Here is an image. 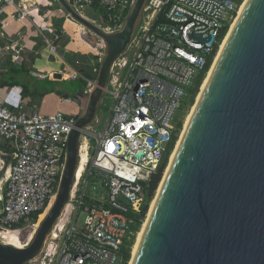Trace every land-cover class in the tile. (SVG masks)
<instances>
[{"label": "built area", "instance_id": "built-area-1", "mask_svg": "<svg viewBox=\"0 0 264 264\" xmlns=\"http://www.w3.org/2000/svg\"><path fill=\"white\" fill-rule=\"evenodd\" d=\"M67 1L106 34L122 29L135 2ZM242 2L146 1L144 19L110 69L100 103L104 98L112 105L102 133L96 136L94 153L91 157L89 146L86 170L78 182L73 181L75 192L70 190L67 204L48 233L50 243L46 242L47 235L37 255L26 264H121V248L133 235L134 216L140 215L145 205L149 182L177 138L179 119L175 121V117L185 109L182 99L190 95L199 75L204 73L205 77L208 59L213 55L211 66L223 41H219L220 33L228 30ZM5 6H12L13 12L9 20H0V38H6L4 30L10 23L28 19L42 5L34 0H0V8ZM87 11L96 19L88 17ZM42 23L45 25V21ZM48 32L58 33L52 27ZM14 36L18 41L12 48V62L18 60L24 47V36L20 32ZM96 38V48L101 52L93 73L98 77L105 43ZM10 49L0 48V67L1 52ZM50 51H55L53 44ZM83 79L87 83L84 93L89 97L97 78ZM79 117L78 113L60 111L42 115L25 97L11 107L0 100L1 165L9 158L0 198L1 231H19L22 226L35 231L40 214L56 197L69 138ZM90 176L100 182V197L93 194Z\"/></svg>", "mask_w": 264, "mask_h": 264}, {"label": "water", "instance_id": "water-1", "mask_svg": "<svg viewBox=\"0 0 264 264\" xmlns=\"http://www.w3.org/2000/svg\"><path fill=\"white\" fill-rule=\"evenodd\" d=\"M146 1L135 0L122 29L106 34L67 0H57L71 19L104 41L105 55L70 135L51 208L30 244L0 242V264H26L36 256L61 215L75 180L81 135L95 119L110 69L129 46ZM157 190L130 264H264V0H246Z\"/></svg>", "mask_w": 264, "mask_h": 264}, {"label": "crops", "instance_id": "crops-1", "mask_svg": "<svg viewBox=\"0 0 264 264\" xmlns=\"http://www.w3.org/2000/svg\"><path fill=\"white\" fill-rule=\"evenodd\" d=\"M34 1L40 3L41 8L22 22L10 23L4 30L6 38H0L1 49L11 47L10 50L4 53L1 52L0 74L8 71L12 66L23 64L32 78L28 80V85L31 88L30 93L33 92L34 87L39 88L40 86L33 85L34 80H39L41 85L42 81L45 80L54 81L58 85L63 83V80H67L70 74H77L83 79L84 77L79 73V70H84V67L81 68L80 66L86 65L90 54L98 55V53L94 52L88 44L78 42V39L74 36L76 32L79 33L80 24L70 19L71 17L58 2L50 0ZM11 12H13L12 6L1 7L0 20H9L8 15ZM43 21H45V25H43ZM50 27L56 29L58 33L56 35L49 34L48 28ZM17 32L24 36V41L21 43L24 47L18 55V60L12 62V48L16 47L18 41L14 34ZM50 44L54 45V52L50 51ZM54 74H60L61 79H53ZM65 75L67 78H64ZM55 84L54 87L59 89ZM21 97L24 96L20 86L0 88V100L9 107L16 104ZM25 98L29 103L35 105L36 111L42 115L51 116L56 111L64 114H75L80 109L74 99L64 98L56 91L45 93L42 96L27 95Z\"/></svg>", "mask_w": 264, "mask_h": 264}, {"label": "rangeland", "instance_id": "rangeland-1", "mask_svg": "<svg viewBox=\"0 0 264 264\" xmlns=\"http://www.w3.org/2000/svg\"><path fill=\"white\" fill-rule=\"evenodd\" d=\"M243 1H245V0H243ZM86 15L88 17H90V18L96 19V17L92 13H90L88 11L86 12ZM141 19H144V14H142ZM79 26H80L79 27L80 28V31H78L79 33L76 32L74 34V36L76 37V39H78V42L81 41V44L82 43L83 44H85V43L88 44L90 46V48L94 52H96V53L101 52V51H99L96 48L95 41L96 40L98 41V39L94 36V34H92L85 27H82L81 25H79ZM229 28H230V26H229ZM229 28H228L227 32L229 31ZM97 60H98L97 54L96 55H91L90 54L89 60L86 61V65L80 66L81 68L84 67V70L83 69L82 70H79V73L82 74V77L87 78L89 80H95L97 78L96 75L93 73V69L94 68H98V62H97ZM68 61H69V59H68ZM63 81H64L63 83L58 84V85L55 84V85L57 87H59V89L62 90L64 93H67V95L70 96L68 98H72V99H74V102L76 104L78 103L77 105H78V107L80 109H79V112H77V113L80 114V116L83 115L84 112H85L87 103H88V97L83 98L82 101L81 100H78V98L75 97V95H73V94H75L76 88L78 87V82L77 81L65 82L66 80H63ZM202 85H203V83H202ZM200 87H202V86H200ZM198 91H199V89H198ZM197 93L195 95V98L197 96ZM195 98H194L192 104H191V97L186 96V97H184L182 99V105H183L182 107L185 108V109L182 112H180V111L177 112L176 113V117H175V121L176 120L178 121V119H179V124H180V128H179V130L177 132V140H178V138L180 136V133L182 131L183 124H184L187 116L189 115V111L191 110L192 106L195 103ZM111 105L112 104L110 103V100L109 99H104L103 98V101L100 103L99 108H98V110L96 112V116H95L94 121L84 131L83 136H85V138L87 137V139L89 140V144H90V146L92 148L90 150V156L91 157H92V155L94 153V148L93 147L96 145V140L98 139L96 136H98V134L102 133V131H103L104 127H105L106 121H107V119L109 117V109L111 108ZM177 140H176V142H177ZM176 142H175V144H176ZM165 146L166 145H164V147ZM174 147H175V145H174ZM170 154H171V152L168 154L167 159H166V162H165V165L163 167V169H164L163 174H164V172L166 170V166H167V163L169 161ZM2 168L3 167L0 164V169H2ZM163 174H162V177H163ZM2 177H3V174L1 172L0 173V180L2 179ZM88 183H89L90 187L95 188V191H93V194L94 195H96L97 197H100L103 194V190H101V188L99 186L100 182H99V180L96 177L90 176L89 177V180H88ZM157 188H158V186H157ZM157 188L153 192V194H152V196L150 198V201L148 202L147 209H146V214H145V216L143 218V222L147 218L148 211H149V205H150V203L153 201V199L156 196ZM51 206H52V204H51ZM79 219H80V222H82L83 215H81ZM143 222H142V225H143ZM38 226H39V222H38ZM38 226L35 229V231L32 228L27 227V226H22L18 232L17 231L10 230L9 231L10 234L7 237H5L4 240L5 241H8V242H12V243H14L17 246L28 245L31 242V238H32L33 234L37 231ZM140 229H141V227H140ZM135 237H136V235H135ZM134 241H135V238H134ZM130 259H131V252H130V256H129V259H128V263L127 264L130 263Z\"/></svg>", "mask_w": 264, "mask_h": 264}, {"label": "trees", "instance_id": "trees-1", "mask_svg": "<svg viewBox=\"0 0 264 264\" xmlns=\"http://www.w3.org/2000/svg\"><path fill=\"white\" fill-rule=\"evenodd\" d=\"M240 1H242V0H240ZM226 33H227V28H224L220 33L219 41H221L225 37ZM216 49H217V46H216L215 50ZM212 57H213V55L208 59L207 67L205 69L206 72L210 68ZM203 75H204V73L199 75L194 82L193 88H192L191 93L189 95V97H191V104L193 103V100L195 98L196 93L199 92L198 89L200 90V88H201L200 86H202V83H203L202 81L204 78ZM64 78H67V76L65 75ZM29 79H32V78L30 77L28 71L24 68L23 64L12 66V67H10V69L8 71L0 74V88L20 86L23 90V96L24 97H27V95H29V96H35V95L42 96V95H45V93H51V92H55V91L59 95H62L64 98L70 97L69 95H67V93H64L62 90L56 89V87H54L55 82L50 81V80L42 81V85L39 84V80H34L33 85L35 84V86H37V85L38 86L40 85V86H39V88L34 87L33 92L30 93L29 91L31 88L28 85ZM72 81L78 82V87L76 88V92L73 95H75V97H81V98L87 97L86 94L84 93V91L86 89V84H87L86 81L84 79H82L77 74H70L68 79L65 82H72ZM179 128H180V124H179ZM176 140H177L176 137L172 140L171 144L169 145V151L170 150L172 151ZM166 159H167V156L164 158L163 164L157 170L156 174L152 176V178L149 182V186L145 192V196H146L145 205L142 207L141 214L138 216H134L135 217V223L131 226V230L133 231V235H131L128 239L125 240V242L121 248V264H127L128 263V259L130 256L131 247L133 245L135 235L137 234V232L139 231V229L142 225L143 218L146 214L148 202L150 201V198H151L153 192L156 190L158 184L161 181L162 174L164 171L163 167L165 165ZM13 228L15 229L17 227L13 226Z\"/></svg>", "mask_w": 264, "mask_h": 264}, {"label": "bare ground", "instance_id": "bare-ground-1", "mask_svg": "<svg viewBox=\"0 0 264 264\" xmlns=\"http://www.w3.org/2000/svg\"><path fill=\"white\" fill-rule=\"evenodd\" d=\"M245 2H246V0L242 2V4L240 5V7H239L238 10H237V14H236L235 17L233 18V21L231 22V25H230L229 31L227 32L226 36L223 38V41H222L221 44H220V47H219V50H218V52H217V54H216V56H215V59H214L212 65L210 66L209 70L207 71V73H206V75H205L203 81H202V82H203V85H202L201 89L199 90V92H198V94H197V96H196V98H195V102L198 101V98H199V96H200V92H201V90L204 88L205 84L207 83V81H208V79H209V76H210V73H211V71H212V69H213V67H214V65H215V63H216V61H217V58H218V56H219L221 50L223 49V46H224V44H225L227 38L229 37L230 31H231L232 27L234 26V23L236 22V20H237L239 14H240V12H241V10H242V8H243ZM84 29H85V28H84ZM89 33H90V32H89ZM194 107H195V103H194V105L192 106L191 110L189 111V115L187 116V118H186V120H185V122H184V124H183L182 131H181L180 136H179V138H178V140H177V142H176V144H175V147H174L173 150L171 151V154H170V157H169V161H168V163H167V166H166V170H165V171L168 170L169 165H170V162H171V160H172V158H173V156H174V154H175V152H176V150H177V148H178V146H179L180 139H181V137H182V135H183V133H184V131H185V128H186V126H187V123H188V121H189V119H190V116H191L193 110H194ZM84 137H85V136H84ZM84 137H82V138L80 139L79 164H78L77 170H76V172H75V180H74L75 182H78V181L80 180V178L83 176V174H84V172H85V170H86V163L88 162L87 153H88V151H89V146H90V145H89V140L87 139V137H86V138H84ZM0 164H1V162H0ZM2 167H3V166H2ZM3 168H4V167H3ZM3 168L0 169V171L2 170V174H3V177H2V179L0 180V198H1V190H2V187H3L4 181H5L4 176H5V174L7 173V169L4 171ZM4 172H5V173H4ZM74 192H75V187L73 186V188H72V193H74ZM157 194H158V190L156 191V196H157ZM156 196H155V198L153 199V201H152V202L150 203V205H149V211H148V215H147V217L149 216L150 210H151V208H152V206H153V204H154V202H155ZM54 200H55V198H53V199L51 200V202L49 203V205H48V207L45 209V211H44L42 214H40V216H39V218H38V222H39V224H40V222L43 220V218L46 216V214H47V212L49 211V209L51 208V204H53ZM68 207H69V206H67L66 209H68ZM66 209H65V210H66ZM64 212H65V211H64ZM146 219H147V218H146ZM146 219H145V221L143 222V225L141 226V229H140V230L137 232V234H136L135 241H134V243H133V245H132V247H131V248H132V249H131V255L135 254V252H136V250H137V248H138V244H139L140 238H141V236H142L143 229H144V227H145ZM9 231H10V230H2V231L0 230V242L3 243V244H7V245H11V246L17 247V248H23L25 245H23V246H17V245H15V244L12 243V242H8V241H5V240H4V238L7 237V236L10 234ZM12 231H15V230H12ZM16 231H17V230H16ZM17 232H18V231H17ZM34 234H35V233H34ZM34 234H33V236H34ZM33 236H32V238H33ZM50 237H51V235L49 234V235H48V238H47V240H46L47 243H50V240H51ZM32 238H31V240H32ZM129 264H130V263H129Z\"/></svg>", "mask_w": 264, "mask_h": 264}]
</instances>
